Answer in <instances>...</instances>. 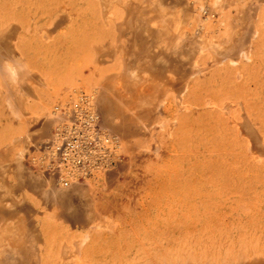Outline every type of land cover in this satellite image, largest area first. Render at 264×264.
Wrapping results in <instances>:
<instances>
[{"label":"rangeland","instance_id":"1","mask_svg":"<svg viewBox=\"0 0 264 264\" xmlns=\"http://www.w3.org/2000/svg\"><path fill=\"white\" fill-rule=\"evenodd\" d=\"M102 1L0 0V73L15 75L0 74V205L36 239L24 264H264V0ZM162 1L161 28L180 29L158 40ZM79 92L119 160L52 185L51 112Z\"/></svg>","mask_w":264,"mask_h":264},{"label":"built area","instance_id":"2","mask_svg":"<svg viewBox=\"0 0 264 264\" xmlns=\"http://www.w3.org/2000/svg\"><path fill=\"white\" fill-rule=\"evenodd\" d=\"M56 125L41 149L51 184L69 187L90 180L119 160L118 138L104 130L91 96L79 92L53 107Z\"/></svg>","mask_w":264,"mask_h":264},{"label":"bare ground","instance_id":"3","mask_svg":"<svg viewBox=\"0 0 264 264\" xmlns=\"http://www.w3.org/2000/svg\"><path fill=\"white\" fill-rule=\"evenodd\" d=\"M88 1H89V0H88ZM99 1L103 2L102 0H99ZM111 1H112V0H111ZM138 1H140V0H138ZM142 1H144V0H142ZM157 1H158V0H157ZM192 1H194V0H192ZM69 2H70V1H69ZM105 2H106V1H105ZM105 2H103V3L105 4ZM125 2H126V1H124V3H125ZM214 2H215V1H214ZM60 3H61V2H60ZM62 3H63V1H62ZM90 3H91V2H90ZM92 3H93V2H92ZM116 3H117V2H116ZM116 3H114V4H116ZM133 3H134V2H133ZM196 3H198V2H196ZM121 4H122V3H121ZM148 4H149V3H148ZM151 4H154V5H151L152 7L150 6L151 8H150L149 10H150V12H152L153 14L158 13V16H157V17H158V18H157L158 20H157L156 22H157L158 24L160 23V24L158 25L159 31L157 30L156 33L154 32V33H155V36L157 37L158 40L161 39V38L168 39V38L171 36V33L174 34V32H177L180 28L177 27L176 30H177V29H178V30H177V31H174V32H173V29H174V28L172 29V32L170 31V30H171L170 28H168L167 30L162 29L161 27L164 26V24H162V22H165V18L168 17V16H165V14H164V11H165V10L163 11V8H162V6H163V1H162V2L151 3ZM100 5H101V4H100ZM198 5H199V4H198ZM212 5L214 6V4H211V6H212ZM61 6H62V5H61ZM87 6H88V5H87ZM92 6H94V5H92ZM106 6H107V5H105V8H107ZM123 6H125V5H123ZM123 6H122V7H123ZM145 6H146V5H145ZM62 7H63V6H62ZM103 7H104V5H103ZM103 7H102V8H103ZM114 7H115V6H114ZM125 7H126V9H125L124 11H126V13H127L128 16H129V15L132 16V17L135 16V17L138 18V19L144 17L143 11H142V9H140V4H138V3L135 4V3H134V4H129L128 6L126 5ZM163 7H164V6H163ZM198 7H199V6H198ZM58 8H59V7H58ZM105 8H104V9H105ZM115 8H116V7H115ZM56 9H57V7H56ZM100 10H103V9H100ZM170 10H171V9H170ZM104 11H105V10H104ZM104 11H103V12H104ZM199 11H200V10H199ZM89 12H90V11H89ZM101 12H102V11H100V13H101ZM103 12H102V13H103ZM194 12H195V11H194ZM102 13H101V17H103ZM121 13H122V12H121ZM152 13L149 14L148 17H145V19H147V20L149 21V26H150L152 23H154L153 25L156 24V22H155V20H154V17H153V14H152ZM160 13H161V14L163 13L165 17H163V14L161 15ZM174 13H176V12H174ZM103 14H104V13H103ZM196 14H197V13H196ZM109 15H110V14H109ZM109 15H108V16H109ZM124 15H125V13H124ZM166 15H168V14L166 13ZM170 15H171V14H170ZM174 15H175V14H174ZM199 15H200V14H199ZM199 15H198V16H199ZM108 16H107V17H108ZM110 16H111V15H110ZM172 16H173V15H172ZM172 16H171V18H173ZM175 16H176V15H175ZM196 16H197V15H196ZM198 16H197V17H198ZM104 17H105V15H104ZM136 18H135V19H136ZM161 18H162V20H161ZM125 19H126V18H125ZM132 19H133V18H132ZM173 19H174V18H173ZM177 19H178V17H177ZM236 19H237V18H236ZM167 20H168V19H167ZM171 20H172V19H171ZM171 20L169 21L170 24L173 23ZM178 20H180V19H178ZM103 21H104V20H103ZM123 21H124V20H123ZM142 21H144V18H143ZM116 22H117V21H116ZM132 22H133V21H132ZM174 22H175V20H174ZM177 22H178V21H177ZM104 23H105V21H104ZM120 23H121V22H120ZM178 23H179V22H178ZM106 24H108V23H106ZM111 24H112V23H111ZM123 24H124V23H123ZM145 24H147V23L145 22ZM183 24H184V25L181 24V26H182V27H185V21H184ZM201 24H202V23H201ZM103 25H104V24H103ZM153 25H151V26H153ZM172 25H173V24H172ZM175 25H176V24H175ZM262 25H263V24H262ZM121 26H122V25H121ZM151 26H150V27H151ZM170 26H171V25H170ZM170 26H169V27H170ZM179 26H180V25H179ZM171 27H172V26H171ZM174 27H175V26H174ZM108 28H109V27H108ZM133 28H134V27H133ZM192 28H193V27H192ZM119 29H120V28H119ZM130 29H131V28H130ZM111 30H112V29H111ZM3 31H4V30H3ZM128 31H129V30H128ZM129 32H130V31H129ZM141 32L143 33V30H142V27L139 26V27L137 28V30L135 31V35L133 34L134 37L139 38V35H140ZM204 32H205V31H204ZM110 33H111V32H110ZM119 34H120V33H119ZM156 34H157V35H156ZM144 35H145V34H144ZM131 36H132V35H131ZM174 36H175V34H174ZM2 37H4V36H1V38H2ZM132 38H133V36L131 37V39H132ZM2 39H4V38H2ZM2 39H1V40H2ZM5 39H7V38L5 37ZM5 39H4V40H5ZM155 39H156V38H155ZM179 39H180V38H179ZM5 41H6V40H5ZM3 43H6V42L3 41ZM126 43H127V42H126ZM0 44H2V43L0 42ZM119 44H120V43H119ZM11 45H12V44H11ZM185 45H186V44H185ZM205 46H206V45H205ZM6 48H7L6 45H5V47H2V49H4L3 51H5ZM120 48H121V47H120ZM135 48H137V45L135 46ZM12 49H13V48H12ZM122 49H123V48H122ZM122 49H121V50H122ZM138 50H139V49H138ZM171 50H172V49H171ZM0 51H1V50H0ZM10 51H11V50H10ZM10 51H9V53H10ZM122 51H123V50H122ZM155 51H156V50H155ZM7 52H8V51H6V53H4V54L7 55V54H8ZM119 53H120V52H119ZM1 54H2V52H1ZM1 54H0V55H1ZM137 54H138V53H137ZM137 54H136V55H137ZM120 55H121V54H120ZM122 55H123V53H122ZM243 55H244V53H243ZM8 56H10V55H8ZM10 57H11V56H10ZM214 57H215V56H214ZM241 57H242V56H241ZM120 58H121V57H120ZM122 58H123V56H122ZM0 59H1V58H0ZM2 59H3V58H2ZM7 59H8V58H7ZM9 59H10V58H9ZM157 59H158V58H157ZM224 59H225V58H224ZM4 60H5V59H4ZM11 60H12V59H11ZM17 61H18V60H17ZM17 61H15V64L17 63ZM218 61H219V60H218ZM230 62H231V61H230ZM230 62H229V63H230ZM13 63H14V61H13ZM158 63H159V62H158ZM217 63H218V62H217ZM5 64H7V63L5 62ZM162 64H163V63H162ZM11 65H13V64H10V66H11ZM123 65H124V64H123ZM215 65H216V64H215ZM0 66H1V65H0ZM191 66H192V65H191ZM1 67H2V66H1ZM4 67H6V66H4ZM7 67H8V66H7ZM7 67H6V68H7ZM2 68H3V67H2ZM8 68H9V67H8ZM8 68H7V69H8ZM12 68H13V67H12ZM15 68H16V65H15ZM0 69H1V68H0ZM151 69H152V68H151ZM161 69H162V68H161ZM10 70H11V69H10ZM125 70H126V69H125ZM201 70H202V69H201ZM204 70H205V69H204ZM0 71H1V70H0ZM12 71H13V70H12ZM127 71H128V70H127ZM198 71H199V70H198ZM202 71H203V70H202ZM5 72L7 73V76H8V77L6 76ZM5 72L3 73V75H5V76L2 77V79H3V78H6V79L9 78L7 81H9V80L11 81V80H12V82H11V84H12V83L14 82L13 80H15V79L13 78L15 75H14V76L12 75V77H10V76H11L10 74H13V73L10 72V73L8 74L7 71H5ZM13 72L15 73V71H13ZM189 72H190V71H189ZM195 72H196V71H195ZM200 72H201V71H200ZM1 73H2V72H1ZM1 73H0V74H1ZM130 73H131V72H130ZM25 74H26V73H25ZM1 75H2V74H1ZM3 75H2V76H3ZM9 75H10V76H9ZM124 75H125V74H124ZM191 75H192V74H191ZM125 76H126V75H125ZM125 76H124V78H125ZM146 76H147V75H146ZM118 77H120V76H118ZM138 77H139V76H138ZM141 77H142V76H141ZM188 77H189V76H188ZM116 78H117V77H116ZM116 78H115V79H116ZM145 78H146V77H145ZM147 78H148V77H147ZM149 78H151V77H149ZM19 79H20V78H19ZM130 79H131V78L129 77V80H130ZM133 79H134V78L132 77V80H133ZM135 79L137 80V76H136ZM135 79H134V82H135ZM138 79H139V78H138ZM17 80H18V79H17ZM141 80H142V78H141ZM152 80H153V79H152ZM170 80H171V79H170ZM146 81H149V80L147 79ZM3 82L5 83L6 80L4 81V79H3ZM136 82H138V80H137ZM136 82H135V83H136ZM142 82H144V81H142ZM142 82H141V83H142ZM149 82H150V81H149ZM149 82H144V83H149ZM171 82L173 83L174 81H169L168 84H171V85H172ZM1 83H2V82H1ZM7 83H8V82H7ZM138 83H140V81H139ZM153 83H154V82H153ZM153 83H152V84H153ZM174 83H177V82H174ZM8 84H9V83H8ZM131 84H132V81H131ZM149 84H151V83H149ZM161 84H162V83H161ZM168 84H167V83H166V84H163L164 87H163L162 85H161V86H162L163 89H165V85L167 86ZM3 85H4V84H3ZM132 85L134 86L135 84H132ZM138 85H139V84H138ZM178 85H179V84H178ZM6 86H7V85H6ZM6 86H5V88H6ZM133 86H132L133 89H131L130 87H128V88H130L129 91H131L132 93H134L132 90H135V88L137 89V87H135V86L133 87ZM142 86H143V85H142ZM145 86H146V85H145ZM153 86H155V85H153ZM153 86H149L148 88H149V89H150V88H151V89H152V88H155V87H153ZM159 86H160V85H159ZM159 86H156V87H159ZM161 86H160V87H161ZM169 86H170V85H169ZM139 87H140V86H139ZM143 87H144V86H143ZM160 87H159V88H160ZM167 87H168V86H167ZM175 87H176V86H175ZM0 88H1V87H0ZM7 88H8V86H7ZM7 88H6V89H7ZM148 88H147V89H148ZM159 88H158V89H159ZM170 88H171V87H170ZM187 88H188V87H187V85H186V86H185V89H183L184 92H187V91H188ZM116 90H117V89H116ZM126 90H128V89H126ZM141 90H142V89H141ZM156 90H157V89H156ZM168 90H169V89H168ZM173 90H174V89H173ZM142 91H143V90H142ZM145 91H148V90H145ZM151 91H152V92H151ZM151 91H150V92L148 91L150 94H149L148 92H146V93H148V94H146L144 91H143V92H144V94H146V96H147V95L149 96V95H152L153 92H154L155 90L152 89ZM157 91H158V90H157ZM157 91H156V92H157ZM175 91H177V89H176ZM180 91H181V89H180ZM161 92H164V91H161ZM172 92H173V91H172ZM182 92H183V91H182ZM19 93H20V92H19ZM151 93H152V94H151ZM119 94H122V93H119ZM141 94H142V93H141ZM27 95H28V94H27ZM134 95H135V94H134ZM142 95H143V94H142ZM10 96H11V95H10ZM113 96H114V95H113ZM136 96H138V95L136 94ZM136 96H135V97H136ZM144 96H145V95H144ZM138 97H140V96H138ZM142 97H143V96H142ZM8 98H9V97H8ZM158 98H159V97H158ZM162 98H163V97H162ZM6 100H8V99H6ZM142 100H143V99H142ZM154 100H155V99H154ZM160 103H161V102H160ZM159 105H160V104H159ZM212 105H213V104H212ZM230 105H231V104H230ZM161 106H162V105H161ZM166 106H167V105H166ZM253 106H254V105H253ZM231 107H234V106H231ZM103 108H104V107H103ZM105 108H106V107H105ZM130 108H131V107H130ZM151 108H152V107H151ZM158 108H159V107H158ZM148 110H149V109H148ZM155 110H156V109H155ZM163 110H164V108H163ZM222 111H223V110H222ZM158 112H159V111H158ZM159 113H160V112H159ZM163 113H165V112H163ZM144 114H145V113H144ZM160 114H161V113H160ZM160 114H159V115H160ZM120 115H121V114H120ZM145 115H146V114H145ZM147 115H148V114H147ZM143 116H144V115H143ZM141 117H142V116H141ZM145 117H146V116H145ZM137 118H138V117H137ZM143 118H144V117H143ZM147 118H148V117H147ZM224 119H225V118H224ZM124 123H125V122H124ZM231 123H232V122H231ZM172 124H173V123H172ZM124 129H125V128H124ZM228 130H229V129H228ZM123 132H124V131H123ZM221 132H222V131H221ZM238 134H239V133H238ZM236 135H237V134H236ZM239 135H240V134H239ZM127 145H128V144H127ZM197 147H198V146H197ZM249 151H250V150H249ZM247 153H249V152H247ZM250 154H251V153H250ZM213 155H215V154H213ZM208 158H209V157H208ZM192 159H194V158H192ZM213 160H214V159H213ZM4 161H5V158H4ZM2 164H3V162H2ZM178 164H179V163H178ZM181 165H182V164H181ZM195 165H196V164H195ZM221 165H222V164H221ZM176 168H177V167H176ZM179 168H180V167H179ZM203 168H204V167H203ZM4 169H5V168H4ZM181 171H182V170H181ZM193 171H194V170H193ZM223 172H224V171H223ZM4 176H5V175H4ZM189 179H190V178H189ZM229 180H230V179H229ZM3 181H4V180H3ZM30 183H31V182H30ZM202 183H203V182H202ZM34 184H35V183H34ZM183 184H184V183H183ZM227 184H228V183H227ZM9 185H10V184H9ZM34 186H35V185H34ZM8 188H9V187H8ZM10 189H11V188H10ZM202 189H203V188H202ZM8 190H9V189H8ZM172 190H173V189H172ZM3 192H4V191H3ZM229 192H230V191H229ZM6 194H7V191H6ZM8 194H10V193H8ZM178 194H179V193H178ZM230 194H231V193H230ZM4 195H5V194H4ZM2 196H3V194H2ZM10 196H11V195H10ZM10 196H8V197H10ZM181 196H182V195H181ZM181 196H180V197H181ZM62 197H63V196H62ZM3 198H4V197H3ZM10 198H11V197H10ZM192 198H193V197H192ZM210 198H211V197H210ZM14 199H15V198H14ZM183 199H184V198H183ZM223 199H224V198H223ZM0 200H1V199H0ZM56 200H57V199H56ZM3 201H4V200H3ZM14 201H15V200H14ZM14 201H13V202H14ZM194 201H195V200H194ZM18 203H20V202L18 201ZM65 203H66V202H65ZM0 204L3 205V203H0ZM8 204L11 205L9 202H8ZM15 204H17V203L15 202ZM2 205H0V207H1ZM194 205H195V204H194ZM72 206H73V205H72ZM153 206H154V205H153ZM202 206H203V205H202ZM11 207H12V206H9L8 208L10 209ZM13 207H14V206H13ZM13 207H12V208H13ZM4 208H5V207H4ZM6 208H7V207H6ZM12 208H11L10 210H12ZM152 208H153V207H152ZM208 208H209V207H208ZM195 210H196V209H195ZM6 211H7V209H6ZM8 212H9V211H8ZM8 212H7V213H8ZM187 212H188V211H187ZM5 213H6V212H5ZM15 213H16V212H15ZM147 213H148V212H147ZM3 214H4V213H3ZM8 214H9V213H8ZM183 214H184V213H183ZM13 215H14V212H13ZM8 216H10V215H8ZM8 216H7V217H8ZM214 216H215V215H214ZM10 217H11V216H10ZM144 217H145V216H144ZM210 218H211V217H210ZM23 220H24V219H23ZM204 220H205V219H204ZM19 222H21V221L19 220ZM7 223H8V222H7ZM7 223L5 224V226L7 225ZM22 223H23V222H22ZM22 223H21V224H22ZM101 225H102V224H101ZM176 225H177V224H176ZM214 225H215V224H214ZM7 226H8V225H7ZM210 226H211V225H210ZM215 226H216V225H215ZM215 226H214V227H215ZM3 227H4V226L2 225V229H3ZM22 227H23V226H22ZM214 227H213V228H214ZM207 228H208V227H207ZM213 228H212V229H213ZM223 229H224V228H223ZM3 230H5V227H4ZM22 230H23V229H22ZM135 231H136V230H135ZM150 231H151V230H150ZM7 232H8V231H7ZM145 232H146V231H145ZM5 233H6V230H5ZM207 233H208V232H207ZM9 234H11V233L9 232ZM31 234H32V233H31ZM183 234H184V233H183ZM160 236H161V235H160ZM184 236H186V235H184ZM207 236H208V235H207ZM85 239H86V238H85ZM122 239H123V238H122ZM82 240H83V239H82ZM136 240H137V239H136ZM2 241H3V240H2ZM7 241H8V240H7ZM79 241H80V240H79ZM154 241H155V240H154ZM166 241H167V240H166ZM3 242H4V241H3ZM33 242H34V241H33ZM41 242H42V241H41ZM76 242H77V241H76ZM194 242H195V241H194ZM165 243H166V242H165ZM10 244H11V242H10ZM80 244H81V243H80ZM117 244H118V243H117ZM156 244H157V243H156ZM75 245H77V244H75ZM75 245H74V246H75ZM130 245H131V244H130ZM154 245H155V244H154ZM10 246H11V245H10ZM74 246H73V247H74ZM1 247H2V245H1ZM1 247H0V249H2ZM4 247H6V246H4ZM10 248H11V247H10ZM139 248H140V247H139ZM146 248H147V247H146ZM18 249H19V247H18ZM18 249H16V250L14 249L15 252H17V253L21 252V251L18 250ZM124 249H125V248H124ZM136 249H137V248H136ZM17 250H18L19 252H18ZM163 251H164V250H163ZM170 251H171V250H170ZM0 253H1V252H0ZM167 253H169V252H167ZM175 253H176V252H175ZM192 253H193V252H192ZM1 255H2V254H1ZM4 255H5V254H4ZM8 255H9V254H8ZM19 255H20V254H19ZM75 256H76V255H75ZM116 256H117V255H116ZM15 257H17V256H15ZM11 258H12V257H11ZM13 258H14V257H13ZM4 259H5V258H4ZM13 260H14V259H13ZM15 260H16V259H15ZM178 260H179V259H178ZM7 261H8V260H7ZM7 261H6V262H7ZM8 262H9V261H8ZM10 262H12V261H10ZM15 262H16V261H15ZM259 262H260V261H259ZM0 263H1V262H0ZM253 263H254V262H253ZM11 264H13V263H11Z\"/></svg>","mask_w":264,"mask_h":264},{"label":"crops","instance_id":"4","mask_svg":"<svg viewBox=\"0 0 264 264\" xmlns=\"http://www.w3.org/2000/svg\"><path fill=\"white\" fill-rule=\"evenodd\" d=\"M4 207L5 206H1L0 207L1 214L4 213V215H6V216L10 215L11 217L10 216H8V217H9V219H12L13 224H11L10 226L9 225L8 226L7 225L4 226L5 230H6V233H5V230H3L4 227H3V229L2 228L0 229V247L2 245V247H1L2 249H0V252H1L0 253V262L1 263L0 264H11V263H13V264H24L25 262L33 259V257L30 256L28 253H24L23 250H22V246L20 244L26 243V244H29V245H34L36 239H35L34 235H31V234H29L26 231L27 230V225H26L25 220L20 218L17 213H15L14 211L10 210L12 207L10 209L8 207L7 208L6 207L4 208ZM6 209H7V211H6ZM13 212H14V215H13ZM19 220L21 222H19ZM9 232L11 234H9ZM10 242H11V244H10ZM4 246H6V247H4ZM18 247H19V249H18ZM14 249L15 250L18 249L21 252H19L17 250L19 252V253H17V252H15ZM32 249L33 248H31V250ZM15 256H17V257H15ZM10 261H12V262H10Z\"/></svg>","mask_w":264,"mask_h":264}]
</instances>
